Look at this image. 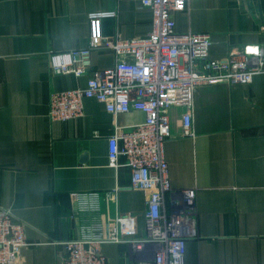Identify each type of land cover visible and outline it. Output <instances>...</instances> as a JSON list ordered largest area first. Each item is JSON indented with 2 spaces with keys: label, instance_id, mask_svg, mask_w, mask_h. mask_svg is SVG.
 <instances>
[{
  "label": "crops",
  "instance_id": "0c3cea01",
  "mask_svg": "<svg viewBox=\"0 0 264 264\" xmlns=\"http://www.w3.org/2000/svg\"><path fill=\"white\" fill-rule=\"evenodd\" d=\"M103 19L108 42L144 38L153 11L140 0H0V209L24 224L28 245L17 264H59L64 242L104 238L116 217L143 237L148 195L131 187L125 156L109 165L108 139L145 114H113L84 100L83 115L52 121L50 96L86 87L93 71L113 68V49L92 53L83 77L55 72L50 54L88 47L90 16ZM178 33L208 34L209 60L264 48V0H194L173 15ZM186 108L170 110L165 143L171 187L196 191V235L185 264H264V72L249 84H204L194 93L193 136ZM174 197L166 195L171 214ZM100 225L101 228H94ZM108 264H136L127 243L106 244Z\"/></svg>",
  "mask_w": 264,
  "mask_h": 264
},
{
  "label": "built area",
  "instance_id": "2783aa9c",
  "mask_svg": "<svg viewBox=\"0 0 264 264\" xmlns=\"http://www.w3.org/2000/svg\"><path fill=\"white\" fill-rule=\"evenodd\" d=\"M194 0H140L153 11L152 31L144 38L108 42L103 19L110 13L90 16L87 48L50 54L55 72L77 78L92 69V53L102 47L113 49V68L93 71L86 87L52 93L49 116L67 121L83 115L84 100L105 103L111 113L140 111L143 123L117 127L108 139L109 165L120 166V156L131 170V187L148 195L143 237H136V222L118 216L104 238L64 242L66 255L59 264H108L102 254L106 244H130L140 256L136 264H185L187 240L196 235V191L171 187L165 143L170 136V110L186 108L184 134L193 136L194 93L204 84L230 82L249 84L264 72V48L256 46L231 53L223 60H209L208 34L178 33L173 15ZM174 197L171 214L166 212V195ZM9 210L0 209V264H17L28 245L24 224L13 221ZM94 228H101L95 225Z\"/></svg>",
  "mask_w": 264,
  "mask_h": 264
}]
</instances>
